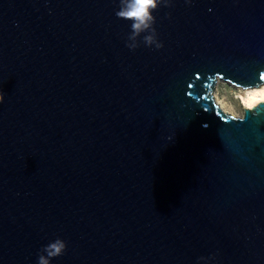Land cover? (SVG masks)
Segmentation results:
<instances>
[{"label":"water","instance_id":"obj_1","mask_svg":"<svg viewBox=\"0 0 264 264\" xmlns=\"http://www.w3.org/2000/svg\"><path fill=\"white\" fill-rule=\"evenodd\" d=\"M168 3L0 0V264H264V0Z\"/></svg>","mask_w":264,"mask_h":264},{"label":"clouds","instance_id":"obj_2","mask_svg":"<svg viewBox=\"0 0 264 264\" xmlns=\"http://www.w3.org/2000/svg\"><path fill=\"white\" fill-rule=\"evenodd\" d=\"M164 5L169 6L168 0H120L119 10L115 15L119 19L131 22V32L127 37L128 43L126 47L130 50H135L140 46V38L143 35L142 42L147 47L154 46L160 49L163 45L157 39V33L153 25L155 24V17L153 13ZM0 102L2 98H0ZM66 244L61 239H56L44 246L38 253L37 264H51V260L64 254ZM206 258L201 257L200 261ZM199 264V261H198Z\"/></svg>","mask_w":264,"mask_h":264},{"label":"rangeland","instance_id":"obj_3","mask_svg":"<svg viewBox=\"0 0 264 264\" xmlns=\"http://www.w3.org/2000/svg\"><path fill=\"white\" fill-rule=\"evenodd\" d=\"M244 94L245 89L236 87L226 81H220L215 90L216 101L226 112L235 117L244 116L246 108L245 103L242 100Z\"/></svg>","mask_w":264,"mask_h":264},{"label":"bare ground","instance_id":"obj_4","mask_svg":"<svg viewBox=\"0 0 264 264\" xmlns=\"http://www.w3.org/2000/svg\"><path fill=\"white\" fill-rule=\"evenodd\" d=\"M245 107H253L264 101V84L260 87L245 89V94L242 96Z\"/></svg>","mask_w":264,"mask_h":264}]
</instances>
